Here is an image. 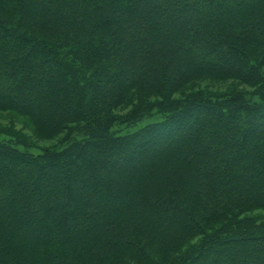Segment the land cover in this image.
Here are the masks:
<instances>
[{"label": "trees", "instance_id": "trees-1", "mask_svg": "<svg viewBox=\"0 0 264 264\" xmlns=\"http://www.w3.org/2000/svg\"><path fill=\"white\" fill-rule=\"evenodd\" d=\"M0 113V264H264V0H0Z\"/></svg>", "mask_w": 264, "mask_h": 264}, {"label": "rangeland", "instance_id": "rangeland-1", "mask_svg": "<svg viewBox=\"0 0 264 264\" xmlns=\"http://www.w3.org/2000/svg\"><path fill=\"white\" fill-rule=\"evenodd\" d=\"M228 87H229V85L225 84V83H219V82H214V81H209V80H203V81L195 83L194 86L191 87V89L194 88V89H207V90H212V91L213 90L214 91H217V90L223 91V90H226ZM201 119H203V116L199 117V120H201ZM192 121L193 120H191V122ZM191 122L188 123L187 126H189L191 124ZM0 126H6L8 128L13 126L16 130L21 131L24 135L29 137L30 140H32L33 142H35L38 145H41V146L44 145L45 146V145L49 144V142L39 140L36 137L32 127L28 123L27 119L19 118V117L15 116L13 113H0ZM181 135H183L182 132L180 133V136ZM186 135H189V132L186 133ZM156 146L159 147V145L154 144L152 146V149L154 147H156ZM32 150H34V149H32ZM140 162H141V159H137L135 162L132 161V163H131V161H130V162L125 163L124 165L125 166L128 165L129 167H131V165L133 166V164H134V166H138ZM103 173H101V174H103ZM140 178H141V176H140ZM155 178L156 177H152V179H155ZM132 184L135 185V183H133V182H132Z\"/></svg>", "mask_w": 264, "mask_h": 264}]
</instances>
